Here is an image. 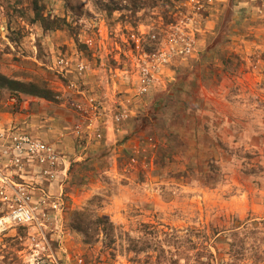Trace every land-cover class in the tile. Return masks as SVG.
Here are the masks:
<instances>
[{
	"label": "rangeland",
	"instance_id": "1",
	"mask_svg": "<svg viewBox=\"0 0 264 264\" xmlns=\"http://www.w3.org/2000/svg\"><path fill=\"white\" fill-rule=\"evenodd\" d=\"M7 129L59 158L0 264H264V0H0Z\"/></svg>",
	"mask_w": 264,
	"mask_h": 264
},
{
	"label": "built area",
	"instance_id": "2",
	"mask_svg": "<svg viewBox=\"0 0 264 264\" xmlns=\"http://www.w3.org/2000/svg\"><path fill=\"white\" fill-rule=\"evenodd\" d=\"M58 158L49 145L36 137L17 130H0V182L7 189L13 190L12 202L15 205L7 216L0 217V227L30 224L35 220L30 197L23 188L14 192V183L8 180L5 174L14 175L22 181L28 178L31 172L35 177L47 178L46 176L53 175Z\"/></svg>",
	"mask_w": 264,
	"mask_h": 264
},
{
	"label": "trees",
	"instance_id": "3",
	"mask_svg": "<svg viewBox=\"0 0 264 264\" xmlns=\"http://www.w3.org/2000/svg\"><path fill=\"white\" fill-rule=\"evenodd\" d=\"M4 80L5 79H3V81ZM4 83L9 84L10 82H8L7 80H5ZM41 85H43V83H41ZM31 92L34 93V94H37V95H39V94H46L47 93L44 87L38 88V90H35V88H34L33 90H31Z\"/></svg>",
	"mask_w": 264,
	"mask_h": 264
},
{
	"label": "crops",
	"instance_id": "4",
	"mask_svg": "<svg viewBox=\"0 0 264 264\" xmlns=\"http://www.w3.org/2000/svg\"><path fill=\"white\" fill-rule=\"evenodd\" d=\"M117 111H119V110H117ZM116 113H117L116 111L115 112L113 111V116H115ZM113 116L111 119V126L113 127V129H115L116 123H114V117ZM100 119H103V118L102 117L101 118L100 117H94V120H96V122L99 121Z\"/></svg>",
	"mask_w": 264,
	"mask_h": 264
}]
</instances>
